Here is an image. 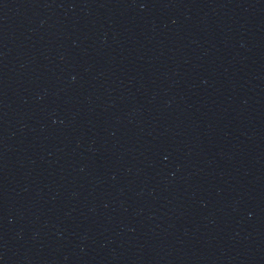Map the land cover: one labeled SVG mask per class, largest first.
Masks as SVG:
<instances>
[{"label": "water", "instance_id": "1", "mask_svg": "<svg viewBox=\"0 0 264 264\" xmlns=\"http://www.w3.org/2000/svg\"><path fill=\"white\" fill-rule=\"evenodd\" d=\"M0 264H264V0H0Z\"/></svg>", "mask_w": 264, "mask_h": 264}]
</instances>
